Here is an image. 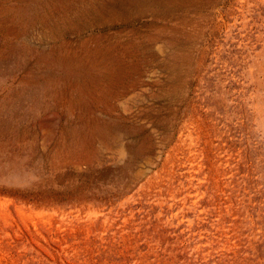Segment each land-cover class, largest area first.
I'll return each mask as SVG.
<instances>
[{"label": "rangeland", "instance_id": "374dc122", "mask_svg": "<svg viewBox=\"0 0 264 264\" xmlns=\"http://www.w3.org/2000/svg\"><path fill=\"white\" fill-rule=\"evenodd\" d=\"M49 3L0 0V264H264V0Z\"/></svg>", "mask_w": 264, "mask_h": 264}, {"label": "bare ground", "instance_id": "6f19581e", "mask_svg": "<svg viewBox=\"0 0 264 264\" xmlns=\"http://www.w3.org/2000/svg\"><path fill=\"white\" fill-rule=\"evenodd\" d=\"M59 1H61V0H50L49 4H50L51 10L57 8V6L59 4ZM0 7H1V5H0ZM2 9H3V7H2ZM5 15H6V13L4 14V16ZM7 17H5V19H7ZM3 20H4V18H3ZM117 47L118 46H116L115 44H113V45H103V46H94V47H89L88 49L83 48L82 46H80L78 48H73V49H71L69 51L65 50L66 52L65 53L63 52V54H62V52L60 54L58 52V49L55 48V49H52L50 51V54L52 55L53 58L57 59L63 65L65 78L68 80V82L71 85L74 84L77 79H79V80H81L79 82L80 89L84 90V92L85 91L86 92H90V90L91 89L93 90L94 86L96 85V83L99 80H107V81H109L110 79H115V80L117 79V81H118L119 77H121L122 75L125 76L124 73H128L129 72V71L128 72L126 71L127 70V69H125L126 68V66H125L126 63L123 61V56H125V53L128 52V50L126 49V43H123L120 46V48H117ZM129 49H130V46H129ZM118 50H120V52H121L120 55H117ZM111 82L114 84L116 81H114V82L111 81ZM110 83H109V85H110ZM112 83H111V85H113ZM105 88H106V86H105ZM95 93H97V92H95ZM95 93H93V94H95ZM102 93H103V91H102ZM81 94H83V93H81ZM97 95H99V93ZM82 97L86 98L84 96H82ZM79 98H81V97H79ZM75 104H76V102H75ZM91 135H92V133H91ZM94 137L95 138H99V135L98 134H94ZM90 140H88V141H90ZM88 153H90V152H88ZM88 156H89V154H88ZM81 158H83V157H81ZM75 164H78V163H75Z\"/></svg>", "mask_w": 264, "mask_h": 264}, {"label": "water", "instance_id": "95a60500", "mask_svg": "<svg viewBox=\"0 0 264 264\" xmlns=\"http://www.w3.org/2000/svg\"><path fill=\"white\" fill-rule=\"evenodd\" d=\"M82 42H84L87 47H93V46H95V44L96 45L98 44V43H88V42H86V40L82 39V40H78V41H75L73 43H69V44H65V45H67V46H69L71 48H78V47L81 46Z\"/></svg>", "mask_w": 264, "mask_h": 264}]
</instances>
